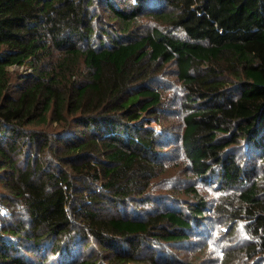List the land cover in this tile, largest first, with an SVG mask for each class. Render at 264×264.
<instances>
[{
    "label": "trees",
    "instance_id": "1",
    "mask_svg": "<svg viewBox=\"0 0 264 264\" xmlns=\"http://www.w3.org/2000/svg\"><path fill=\"white\" fill-rule=\"evenodd\" d=\"M172 65L177 198L157 184L177 171ZM193 180L250 234L225 264H264V0H0V264H197L178 247L209 211Z\"/></svg>",
    "mask_w": 264,
    "mask_h": 264
},
{
    "label": "rangeland",
    "instance_id": "2",
    "mask_svg": "<svg viewBox=\"0 0 264 264\" xmlns=\"http://www.w3.org/2000/svg\"><path fill=\"white\" fill-rule=\"evenodd\" d=\"M9 69L16 75L26 74L31 71V69L25 65L11 66ZM160 82V89L164 93V108L168 119V128L167 130H164V134L167 136L165 138V143L166 146L171 148V150H167L169 155H167L165 161L170 162L172 167H177V171L170 174L171 176H168L165 180H157V184L158 186L161 184H169L166 185V187H160L162 188L160 191H170V189H172L176 191L172 196L177 198L179 193H183L184 187L190 184V181L187 179L188 175L184 173V170H186L184 158L175 151V142L180 134V121L182 120L181 102L184 93L173 65L168 67L167 73L160 77ZM170 138L171 143H167ZM173 155L175 156L172 157ZM178 170H182L183 174L179 173L180 171ZM260 174L262 173H259V175ZM192 182H194V185L201 190L203 196L208 199L209 211L206 214L207 218L203 219V223L193 228L191 237L192 241L188 243L185 242L184 244L178 246L182 250L180 255L195 259L194 261L197 264H225V250H236L250 240V234L246 230L245 221H238L235 224L234 230H230L228 225L223 224V219L218 218V215L214 211L217 204L224 196H226L227 191H222L220 187H217V184L210 185L208 183L201 181L197 182L194 180ZM0 190V194L4 192L1 189V186ZM181 197L183 200L186 197H190L191 200H193L191 196L181 195ZM170 198L172 199V197H168L167 199ZM6 208L7 207L0 201V211L6 214L8 213ZM20 209H23L22 206H20ZM243 258L244 257L240 255L233 264H243L242 261H240Z\"/></svg>",
    "mask_w": 264,
    "mask_h": 264
}]
</instances>
